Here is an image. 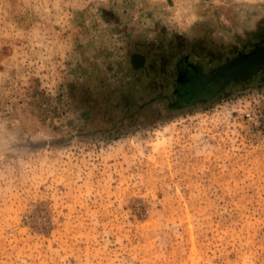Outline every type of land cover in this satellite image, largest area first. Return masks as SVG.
Wrapping results in <instances>:
<instances>
[{
	"label": "rangeland",
	"instance_id": "rangeland-1",
	"mask_svg": "<svg viewBox=\"0 0 264 264\" xmlns=\"http://www.w3.org/2000/svg\"><path fill=\"white\" fill-rule=\"evenodd\" d=\"M264 0H0V264H264V77L171 110Z\"/></svg>",
	"mask_w": 264,
	"mask_h": 264
},
{
	"label": "flooded vegetation",
	"instance_id": "flooded-vegetation-1",
	"mask_svg": "<svg viewBox=\"0 0 264 264\" xmlns=\"http://www.w3.org/2000/svg\"><path fill=\"white\" fill-rule=\"evenodd\" d=\"M245 42L242 47L231 51L233 55L204 69L199 63L185 55L175 66L174 87L163 94L168 109H187L205 104L219 97L230 85L264 77V27ZM213 61V62H212Z\"/></svg>",
	"mask_w": 264,
	"mask_h": 264
}]
</instances>
